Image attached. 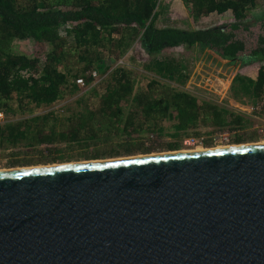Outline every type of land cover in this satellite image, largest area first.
I'll use <instances>...</instances> for the list:
<instances>
[{
	"label": "trees",
	"instance_id": "trees-1",
	"mask_svg": "<svg viewBox=\"0 0 264 264\" xmlns=\"http://www.w3.org/2000/svg\"><path fill=\"white\" fill-rule=\"evenodd\" d=\"M181 6L194 20L230 14L235 21L203 29L157 25ZM263 6L180 0L160 10V0H0V152L15 167L150 154L155 138L169 152L181 150L185 138L210 147L219 133L232 144L254 142L256 120L229 100L185 88L184 61L158 56L177 47L209 50L239 67L232 98L261 102L264 17L245 18ZM29 38L40 48L35 56L13 51L15 39ZM134 45L152 57L145 65L152 73L120 62Z\"/></svg>",
	"mask_w": 264,
	"mask_h": 264
},
{
	"label": "water",
	"instance_id": "water-1",
	"mask_svg": "<svg viewBox=\"0 0 264 264\" xmlns=\"http://www.w3.org/2000/svg\"><path fill=\"white\" fill-rule=\"evenodd\" d=\"M0 264H264V144L0 171Z\"/></svg>",
	"mask_w": 264,
	"mask_h": 264
},
{
	"label": "rangeland",
	"instance_id": "rangeland-1",
	"mask_svg": "<svg viewBox=\"0 0 264 264\" xmlns=\"http://www.w3.org/2000/svg\"><path fill=\"white\" fill-rule=\"evenodd\" d=\"M180 0H160V10L167 5L170 9L175 8V6L179 5ZM182 11H177L176 13L172 12L170 21H158V26L170 25L177 28L182 29H203L209 28L212 26L226 24L230 22H234L235 18L230 14H225L223 16H209L204 17L199 20H194L192 16H189L186 12L184 6H181ZM264 17V6L259 7L255 10H251L248 12L246 21H254L257 19H261ZM13 51L17 54H26L30 57L35 56L40 48L38 44L33 38L29 39H15L12 44ZM48 48V47H47ZM45 48V50L47 49ZM44 50V52H45ZM159 58L170 57L176 58L178 60L184 61L185 65H187L188 72V80L186 81L185 88L193 91L194 93H199L201 95H208L217 98L218 100H229L231 102H237L231 95V83L234 76L239 72V67L236 65L231 66L220 60V58L213 57L209 50L197 51L196 49H187L185 47H177L174 49H169L167 51H163L159 56ZM152 57L147 55L146 52L139 46L134 45L123 57V62L126 65L133 67L140 74H149L152 73L146 69L145 65L150 61ZM140 79H137L136 86L138 87L140 84ZM86 87H84L85 89ZM59 106V105H58ZM57 106V107H58ZM185 138L182 141V149L184 150H202L208 148H217V147H228L232 144L233 137L231 136H216L213 139V144L210 147L197 145L191 146L185 143ZM260 138L256 139L252 143H262ZM152 147V151L150 154H160L169 152L164 148V144L162 140L153 139L150 143ZM83 161V160H82ZM10 160L3 153L0 152V171L15 169V168H24V167H37V166H45V165H53V164H44L36 163L30 165H21V166H11L9 164ZM77 162V161H73Z\"/></svg>",
	"mask_w": 264,
	"mask_h": 264
},
{
	"label": "built area",
	"instance_id": "built-area-1",
	"mask_svg": "<svg viewBox=\"0 0 264 264\" xmlns=\"http://www.w3.org/2000/svg\"><path fill=\"white\" fill-rule=\"evenodd\" d=\"M123 62V59L120 61ZM93 77H98V72L96 70L92 71ZM77 84L81 87H85V79L83 77H79L76 80ZM233 105L237 108L238 111L246 114L247 116L256 120L255 128L257 133L259 134V138L261 141H264V100L258 103H241V102H233ZM218 136L227 137L228 134L219 133ZM185 143L191 146L197 145L198 147H202L204 145L203 139L201 138H188L185 140Z\"/></svg>",
	"mask_w": 264,
	"mask_h": 264
},
{
	"label": "bare ground",
	"instance_id": "bare-ground-1",
	"mask_svg": "<svg viewBox=\"0 0 264 264\" xmlns=\"http://www.w3.org/2000/svg\"><path fill=\"white\" fill-rule=\"evenodd\" d=\"M262 143L264 144V142H262ZM262 143H261V144H262ZM231 146H232V145H231ZM217 148H219V147H217ZM220 148H221V147H220ZM223 148H225V147H223ZM202 150H204V149H202ZM188 151H195V150H187V151L184 150V152H188ZM196 151H197V150H196ZM198 151H201V150H198ZM1 171H3V170H1Z\"/></svg>",
	"mask_w": 264,
	"mask_h": 264
}]
</instances>
